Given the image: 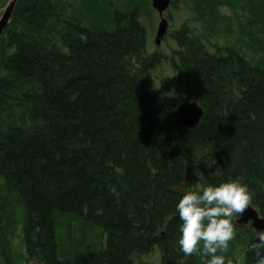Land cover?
Listing matches in <instances>:
<instances>
[{"label":"trees","instance_id":"trees-1","mask_svg":"<svg viewBox=\"0 0 264 264\" xmlns=\"http://www.w3.org/2000/svg\"><path fill=\"white\" fill-rule=\"evenodd\" d=\"M144 1L17 0L0 38L5 264H16L18 224L21 259L36 264H136L153 253L159 264H206L179 250L175 205L181 189L233 178L248 186L250 206L264 221V0L228 5L247 14L234 28L252 58L204 45L214 47L210 40L232 28L214 17L222 0H182L200 30L182 24L169 34L176 46L170 55L147 54L138 19ZM67 8L81 22L69 20ZM165 62L186 86L184 102L196 98L203 111L193 128L177 123L173 102L155 88L152 73ZM14 194L23 204L20 222L7 201ZM63 215L71 254L61 258L56 227ZM71 222L99 228L104 246L76 243L80 230ZM238 229L249 238L243 264H254L253 235ZM229 257L225 264H236Z\"/></svg>","mask_w":264,"mask_h":264},{"label":"clouds","instance_id":"clouds-1","mask_svg":"<svg viewBox=\"0 0 264 264\" xmlns=\"http://www.w3.org/2000/svg\"><path fill=\"white\" fill-rule=\"evenodd\" d=\"M251 203L248 186L239 178L205 183L181 189L175 205L178 214L177 244L185 257L193 254L208 258L206 264H225L229 242L235 238V220ZM248 249L254 264H264V228L252 230Z\"/></svg>","mask_w":264,"mask_h":264},{"label":"rangeland","instance_id":"rangeland-1","mask_svg":"<svg viewBox=\"0 0 264 264\" xmlns=\"http://www.w3.org/2000/svg\"><path fill=\"white\" fill-rule=\"evenodd\" d=\"M144 1V0H143ZM176 1V5L179 4V7L177 9H169L167 11V19L169 22V33H171L172 31L176 30L179 28L180 25L182 24H187L189 26V28L192 29H196L198 32V30H200V28L198 27V23H196L193 20V15L190 13V9L189 6H185L184 4L180 3L182 0H174ZM113 7L114 8H118L117 5L114 6H109L108 7V11L110 13V19H112L113 17ZM5 7L0 8V17L3 14V11L5 10ZM151 8L149 6V3L146 1H144V5H143V11L140 13V22L144 25L146 31H147V42H146V49H147V53L151 54L153 52H158V53H163V54H168L170 53L171 50L176 49V46L174 45V43L169 40L168 38H166V36L164 37V39L161 41V44L159 46H155L154 44V39H155V35H156V27L158 24V17L157 14H152L151 19L149 17V14L151 12ZM68 19L71 21H75V22H81V16L79 14H77L76 12H72L71 9L67 8L66 10ZM236 15V13H235ZM169 16H170V20H169ZM214 17L216 19H219L218 16L214 15ZM107 16L106 14H104L102 16V20H106ZM236 20V19H235ZM234 20V21H235ZM234 21H232V34L231 36H229L228 38H226L221 32L217 34V36H214L210 41L212 43H215L219 46H223V43L225 42L226 39H228L231 43L232 41L237 37V34L235 33V28H234ZM213 22V20H211V23ZM230 34V32L228 33ZM243 39L245 41H247V39L245 37H243ZM227 41V40H226ZM204 45L206 46V48L210 51L213 52L214 49L212 47H210L205 41L203 42ZM244 52H246L244 50ZM247 54V53H246ZM262 55H264V52H260L259 53V57ZM248 57H252L251 54L247 55ZM164 65H162V67L160 68V70L158 69L154 74V80H155V87L157 89L162 88L163 89V93L167 98H172L173 101L175 102V104H179V99L178 97L180 96V92L182 91V87L177 86L175 83L176 77L175 75L172 73L170 67L168 64L163 63ZM2 73L0 72V75ZM194 99V98H193ZM21 198L17 196V194H14V198L13 197H8V204L12 205V207L14 208L15 211V216L18 220V222L21 221V218L23 216L24 213V209H23V204L20 200ZM9 212L11 211L10 208L8 210ZM67 219L68 217L66 215H63L60 218V223L58 222L57 227H56V234L58 235V254L61 258H63L64 256H69L71 254L70 251H68V249L70 248V244L67 240V238L65 237V229H67ZM71 226H75L76 229H79L82 227V224H75L74 222L70 223ZM19 225V224H18ZM238 225H239V220L238 218L235 220L234 222V226L235 228V238L229 242V247L227 249V251H225L230 257L227 259V262L230 263L232 260H235V258L233 256L236 257V254L239 250V245H247L249 238H247L248 236V232L245 231L244 229H238ZM246 227H241V228H245L248 229L250 233H252V230L250 229V224H246L244 225ZM21 224L20 227H16L15 229V235H13V237L15 238L13 241L11 239L12 242V248L14 251V256L16 257V259L12 260L16 263V264H36L34 262L31 261H23L21 258L24 256V253L26 254L25 251V247L22 243H20V231H21ZM60 230H63V233H60ZM62 235V236H61ZM84 240H87V243H92L95 245V247L92 249V251H97L99 249H101L102 245L104 246L105 244V236L102 234L101 230L97 227L94 226H89L88 228L84 229V230H80V232L78 233V235L75 238L76 243H82ZM225 253V258L227 256V254ZM245 253V252H244ZM220 254V253H218ZM13 256V253H12ZM5 257H8V259L10 258L9 252L7 250L6 246H2L0 248V264H5L4 260ZM244 258V255H243ZM158 259H159V255H157V253H153L150 254L149 256H144L141 258V262H138L136 264H159L158 263ZM237 261L240 262L241 257L240 254L237 255L236 257Z\"/></svg>","mask_w":264,"mask_h":264},{"label":"water","instance_id":"water-1","mask_svg":"<svg viewBox=\"0 0 264 264\" xmlns=\"http://www.w3.org/2000/svg\"><path fill=\"white\" fill-rule=\"evenodd\" d=\"M151 2H152V6L159 13V16L162 17V12L166 9L170 0H151ZM15 4H16V0H11L5 12L3 13L2 17L0 18V36L12 16ZM165 30H166V22L162 19L159 24L158 35L159 36L164 35ZM202 115H203L202 109L195 102L180 105L174 111V116L177 123L187 128H192L196 126ZM249 220L252 221V226L254 227V229L259 230L264 228V221L258 218L255 211L251 210L250 207L245 210V212L240 218V221L242 223H246Z\"/></svg>","mask_w":264,"mask_h":264},{"label":"bare ground","instance_id":"bare-ground-1","mask_svg":"<svg viewBox=\"0 0 264 264\" xmlns=\"http://www.w3.org/2000/svg\"><path fill=\"white\" fill-rule=\"evenodd\" d=\"M69 33H70V32H69ZM69 33H68V34H69ZM73 33H74V32H73Z\"/></svg>","mask_w":264,"mask_h":264}]
</instances>
